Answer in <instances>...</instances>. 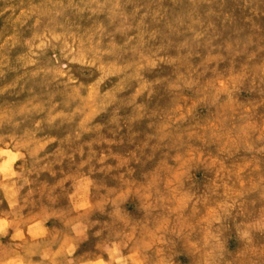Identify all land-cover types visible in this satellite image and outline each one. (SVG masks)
I'll return each mask as SVG.
<instances>
[{
    "label": "rangeland",
    "instance_id": "obj_1",
    "mask_svg": "<svg viewBox=\"0 0 264 264\" xmlns=\"http://www.w3.org/2000/svg\"><path fill=\"white\" fill-rule=\"evenodd\" d=\"M42 256L264 264V0H0V264Z\"/></svg>",
    "mask_w": 264,
    "mask_h": 264
},
{
    "label": "crops",
    "instance_id": "obj_2",
    "mask_svg": "<svg viewBox=\"0 0 264 264\" xmlns=\"http://www.w3.org/2000/svg\"><path fill=\"white\" fill-rule=\"evenodd\" d=\"M39 258V257H38ZM37 261H33V259L28 258L27 262L28 264H54L53 262H50L49 260H46L44 256L40 257L39 259H36Z\"/></svg>",
    "mask_w": 264,
    "mask_h": 264
}]
</instances>
